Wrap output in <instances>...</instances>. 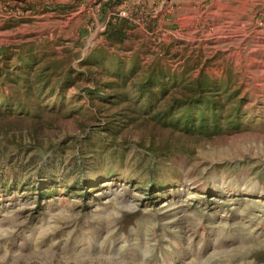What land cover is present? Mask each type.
Returning a JSON list of instances; mask_svg holds the SVG:
<instances>
[{"label":"rangeland","instance_id":"obj_1","mask_svg":"<svg viewBox=\"0 0 264 264\" xmlns=\"http://www.w3.org/2000/svg\"><path fill=\"white\" fill-rule=\"evenodd\" d=\"M0 264H264V0H0Z\"/></svg>","mask_w":264,"mask_h":264},{"label":"trees","instance_id":"obj_2","mask_svg":"<svg viewBox=\"0 0 264 264\" xmlns=\"http://www.w3.org/2000/svg\"><path fill=\"white\" fill-rule=\"evenodd\" d=\"M207 118V117H206ZM206 118L205 117H202V119L205 121L206 120Z\"/></svg>","mask_w":264,"mask_h":264}]
</instances>
